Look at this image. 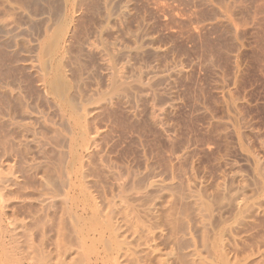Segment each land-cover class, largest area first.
<instances>
[{
	"label": "bare ground",
	"instance_id": "1",
	"mask_svg": "<svg viewBox=\"0 0 264 264\" xmlns=\"http://www.w3.org/2000/svg\"><path fill=\"white\" fill-rule=\"evenodd\" d=\"M196 1L200 5L207 4L209 0L194 2ZM105 4L104 0H0V264H264V175H257L261 178H257L258 184L256 183V190L251 196L243 198L228 216L224 214L223 217L221 214L223 218L220 217L219 221L214 219L217 222L211 226L213 219L209 220L210 222L206 219L210 218V205L207 207L190 188H184L186 191L177 192L174 196L175 201L180 204L183 202L181 208L176 207L179 203H175V206L172 201L174 207L181 211H177L180 214L179 219L178 214L175 220L170 218L171 214L170 217L166 214V218V215H161V218L163 216L165 219L158 221V225L162 226L160 233L143 223L139 224V220H136L138 217L135 218L134 207H131H137L138 203L133 204L137 201L133 200L131 207L121 200L123 198L117 202L120 197L116 196H120L126 186H121L122 189L119 190L117 180L114 181L115 173L119 170L112 166L115 161L112 163L113 160L107 158L112 165L108 164L106 157L99 154V141L102 139L100 130L103 126L98 127V122V126L93 125L92 119L101 106L92 110L91 105L87 107L90 98H94V92L99 90V82L92 87L90 84L91 88H87L89 85L86 87L89 76L94 75L90 72L93 58H100L102 61V57L109 54V51L104 53L96 47L95 43L102 41V38L95 43L93 40L100 28H95L93 21H98V18L94 19L93 16H102L103 20L107 17L106 13L112 9L107 12L105 10L106 13L102 14L107 5ZM219 5L222 6L223 2ZM84 15L94 19L90 20L92 25L90 21L85 23ZM225 16H228L227 13L224 18ZM231 19L229 17V20ZM226 20L223 22L226 25L224 26L235 35L233 22ZM96 62L98 61L93 63L98 65ZM101 64L99 65L103 67L104 64ZM96 67H93L94 70ZM224 88L223 86L221 89ZM230 92L223 91V96H227L223 102L228 114L232 112L225 117L231 122V118L237 117V105L233 102ZM110 114H107V118L113 113L108 117ZM115 115L113 119L116 118ZM117 164L115 162V166ZM111 166L115 170H111ZM124 166L126 167L125 162ZM120 180L118 181L122 182ZM169 183L164 186L170 190L171 195V191L176 188L175 184ZM92 186L99 187V190L96 188L97 191L93 192ZM183 204L186 206L183 207Z\"/></svg>",
	"mask_w": 264,
	"mask_h": 264
},
{
	"label": "rangeland",
	"instance_id": "2",
	"mask_svg": "<svg viewBox=\"0 0 264 264\" xmlns=\"http://www.w3.org/2000/svg\"><path fill=\"white\" fill-rule=\"evenodd\" d=\"M12 1L14 2V0ZM128 1L130 0H104L107 5L105 4L106 8H103L102 14L112 9L106 13L107 17L103 15L105 17L103 20L102 16H93L94 19L97 17L98 21L93 18L90 19L91 16L89 15L83 16L85 23L94 20L95 28L98 29L100 26L97 34L101 33V35L97 36L95 32L93 40L94 43L103 40L95 43L96 47L98 46L97 48L104 51V53L109 51V54H106L108 58L105 55L102 57V61L100 58H93V62L97 60V64L102 63L104 65L101 67L99 64L96 65L92 62L93 67L97 66V69L94 70L92 67L93 71L91 69L90 72L94 75L89 76L86 87L89 85L87 88H91L92 85L99 82L97 83L99 90L96 91L98 94L94 92V98H92L93 96L90 98L93 101L90 100L92 103L89 101L90 104L87 107L89 108L91 105L90 109L92 110L101 106L96 111L97 115L93 114V119L96 120L92 119L93 125L98 126L99 123L98 127L103 126L100 127V137L102 139L99 141V154L104 155L106 160H108L107 158L110 161L113 160L112 163L114 161L118 163L116 167L115 162L113 165L109 160L106 162L114 166L115 169H119L120 172L122 171V173L119 170L116 171L114 181L117 180L120 191L121 186L124 185V188L126 186V189H123L127 193L123 190L122 196H116V198L120 197L119 200L115 199L119 202L123 198L121 200L127 202L128 204H125L130 207L133 200L137 201H134L133 204L138 203V206L131 207H136L137 211L140 210L137 212L133 208V215H136H134L135 218L138 217L136 220H139V224L143 223L151 227L150 229L153 228V231L157 230L158 232H156L160 233L162 226L160 227L158 224L164 218L163 216L161 218V215L164 214L165 216L167 214L169 217L172 215L170 218L175 220L177 218L176 214H178L177 219H179L180 214L177 212L179 211L177 208H181L183 202L181 201L180 204L179 201H175L174 196L177 195V192L186 191L183 190L184 188H190L191 192L194 190L193 193L195 192L194 194L206 206L210 205L207 206L208 210H212L208 214L213 215L212 217L208 215L210 218L206 219L207 222L213 219L210 222L211 226L212 223L221 219V214H223V217L228 216L237 208L243 198L251 196L253 191L256 190L254 188L257 187L258 179L261 178L259 176L263 177L264 175V0H234V2L232 0H229L230 2L228 0H209V4L203 3L204 5L202 3L198 5L199 3L194 2L195 0ZM212 8H215V10H212ZM223 13H225L224 15L227 13L232 19L229 20V17L225 16V18L228 17L226 20ZM87 16L89 17L87 18ZM216 17L218 18L215 19ZM225 20H229L230 23L233 22L235 35L229 32V29L227 31V27L223 23ZM89 23L91 24V21ZM221 31L223 32L221 33ZM195 35L196 37H194ZM102 42L103 46H101ZM89 81L93 82L90 83ZM100 85L102 86L100 87ZM220 85L224 86L225 90H222ZM228 90L229 92L232 90L230 96L237 105L235 110V116L237 117H234L236 120L231 118V122L225 118L232 113L229 112L228 114L224 104V99L226 100L227 96H223V91ZM108 113H113L112 116L111 114L108 115V117L111 116L110 119L107 118ZM115 113H117V116ZM114 115L117 119H113ZM225 125L228 126L225 127ZM106 150L107 152H105ZM242 154L245 156L244 158ZM124 162L126 167H123ZM112 166L111 170L114 169ZM125 168H128L129 171ZM134 168H136V171ZM126 171L128 174H126ZM119 175H122L121 177L124 180L118 179L121 178H117ZM125 178L127 179L125 180ZM255 178H258L257 182ZM118 180L124 181V184ZM169 181L175 184L174 187L176 188L175 191H171V195L169 194L170 190L168 191L167 187L165 188ZM142 186L143 188H141ZM128 187L130 189H127ZM92 188L93 192L99 190V187L96 186H92ZM96 188L97 190H95ZM123 195H127L128 199ZM172 203H179V206L175 204V206L177 205L176 208ZM145 204L147 207L144 206ZM185 206L183 204V207ZM135 211L136 213H134ZM168 212L170 213L168 214ZM167 215L165 218L168 217ZM214 219L217 221H214ZM159 244L162 246L160 242Z\"/></svg>",
	"mask_w": 264,
	"mask_h": 264
}]
</instances>
